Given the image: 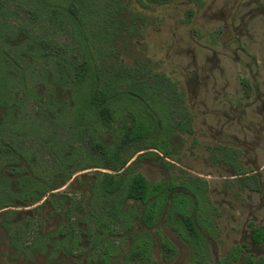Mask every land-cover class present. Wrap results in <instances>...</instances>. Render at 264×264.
<instances>
[{"label": "trees", "instance_id": "1", "mask_svg": "<svg viewBox=\"0 0 264 264\" xmlns=\"http://www.w3.org/2000/svg\"><path fill=\"white\" fill-rule=\"evenodd\" d=\"M19 2L34 6L31 10L47 20L53 41L35 38L27 28L10 25L4 16L0 20V36L5 30L10 38L18 36L15 44L8 45L12 52L5 49L4 41L0 43V209L33 206V217L4 225L9 232L15 226L33 235L28 246L9 236L15 254L32 256L47 245L48 259L85 254V262L110 264L120 252L115 239L122 246L130 237L119 264H157L150 254V233L131 232L135 226L154 227L165 212L170 228L193 251L189 264H209L207 241L198 230L209 232L210 213L215 212L205 195L206 182L188 177L149 182L132 166L125 169L135 155L162 161L147 150L168 156L176 131H190V118L174 119L186 111L167 77L139 64L130 68L118 62L114 41L121 0ZM61 34L69 42L67 53L47 52L43 42L54 47ZM38 62L45 65L36 75ZM28 76L45 90L38 93L35 85L28 87ZM60 124L66 126L63 138L57 133ZM85 132L87 140H83ZM33 148L46 157L39 158ZM230 158L225 153L222 160L230 163ZM86 169L113 171H93L86 208L75 197L51 192L76 171ZM45 207L49 216L62 220L44 235L39 213ZM5 212L16 214L10 209ZM116 222L119 230L113 227ZM49 237L53 242H47ZM159 239L162 257L169 260L175 250ZM251 240L264 242V225L252 229ZM240 252L234 249L229 258L236 259ZM244 264L259 262L245 256Z\"/></svg>", "mask_w": 264, "mask_h": 264}, {"label": "rangeland", "instance_id": "2", "mask_svg": "<svg viewBox=\"0 0 264 264\" xmlns=\"http://www.w3.org/2000/svg\"><path fill=\"white\" fill-rule=\"evenodd\" d=\"M31 8L34 6L28 7L19 0H0V20L4 16L10 25L27 28L35 38L53 41V29ZM6 14L10 17L6 18ZM116 29L118 62L130 68L139 64L167 77L192 119V133H177L170 141L176 149L169 156L171 164L164 166L154 157H142L133 162L135 171L150 182L176 176L206 181L210 203L217 209L215 234L206 236L210 264H218L243 243L244 254L261 259L264 264V244L249 242L251 228L264 225V0H121ZM6 33L5 30L0 36V43L4 41L9 50L8 45L15 44L18 36L10 38ZM59 36L54 47L43 42L47 52L67 53L69 42L65 35ZM42 65L45 64H34L36 75ZM37 83L29 76L26 79L28 87L35 85L34 90L42 93L45 88ZM65 131L64 124L58 125L59 138L64 137ZM87 137L85 132L83 140ZM226 149L238 153L234 167L213 159L219 150ZM33 150L39 158L46 157ZM93 171L106 170L76 171L51 192L75 197L86 208L89 186L96 175ZM32 207L6 208L16 211L15 215L0 209V264H100L75 261L76 257L48 259L47 245L32 256L15 254L9 236L28 246L33 235L21 233L15 226L9 232L4 225L33 217ZM49 211L45 207L39 213L44 235L62 220L58 215L49 216ZM113 227L120 229L117 222ZM158 227L161 235L175 246L177 255L163 263L156 234L152 232L153 257L161 264H187L190 249L165 223L160 221ZM47 242H53L51 237ZM228 264H242V259Z\"/></svg>", "mask_w": 264, "mask_h": 264}, {"label": "flooded vegetation", "instance_id": "3", "mask_svg": "<svg viewBox=\"0 0 264 264\" xmlns=\"http://www.w3.org/2000/svg\"><path fill=\"white\" fill-rule=\"evenodd\" d=\"M180 117L178 120L179 121H184L186 118L185 117H189L190 118V122H189V125H190V131L188 132L187 130H178V131H176V133L175 134H177V133H181V132H183V133H187V134H190V133H192V129H191V117L187 114V112H186V114H178V115H176V116H174V118L175 117ZM171 148H172V152H169V155L168 156H164V155H162V154H160V153H158L156 150H154V149H149V150H147V151H152V152H155V153H157L158 155H159V157L161 158V159H163L161 162L163 163V165L164 166H168L169 164H171L170 163V161H168L169 160V156L170 155H172L173 153H175L176 152V149L173 147V145H171ZM174 150V151H173ZM225 153H229V154H231V158H230V163L229 162H224L222 159L224 158V154ZM237 151L235 150V149H226V150H223V151H220L219 150V152L217 153V155H215L214 157H213V159L216 161V162H221L222 164H225V165H228V166H231V167H234L235 166V163H236V158H237ZM146 157H148V156H146ZM149 157H152V156H149ZM136 155L125 165V169H128V167H130V166H132L133 167V169H134V171H135V166L133 165V162L136 160V159H139V158H136ZM142 158V157H141ZM155 158V157H154ZM155 159H157V160H159L160 161V159H158V158H155ZM104 170H106V171H101V172H109V173H112L113 171H110V170H107V169H104ZM136 172V171H135ZM136 173H138V172H136ZM138 174H140V173H138ZM141 175V174H140ZM142 176V175H141ZM177 177H184V176H176V177H172V178H163V179H165V180H169V179H176ZM189 178V177H188ZM190 178H192V177H190ZM195 179H199V178H197V177H194ZM146 179V178H145ZM147 180V179H146ZM162 180V179H161ZM160 180V181H161ZM200 181H203V182H206V181H204V180H201V179H199ZM148 181V180H147ZM150 182V181H149ZM159 182V181H158ZM180 191H183L184 192V194H186L187 192L186 191H184V190H182V189H176L175 190V192H180ZM207 192H208V184H207V182H206V190H205V195H206V197H207V200H208V203H209V205L212 207V208H214V210H215V212L214 213H210V217H211V228H210V230H209V232H206V231H203V230H201V229H199L198 228V230L201 232V234H202V236L205 238V240L207 241V251H208V261H209V264H210V258H209V248H208V239H207V237L206 236H209V237H212V236H214V234H215V228H214V216L217 214V209L210 203V200H209V197H208V194H207ZM166 214H165V212L162 214V216H161V218L159 219V221L157 222V224L154 226V227H152V228H148V229H145V228H143L142 226H135L134 228H133V230H132V232L131 233H136V232H138V231H141V230H147L149 233H150V235H151V237H152V240H153V242H152V247H151V251H150V254H151V258H152V260L153 261H155L157 264H161L158 260H156L154 257H153V254H152V249H153V246H154V237H153V234H152V232H155V234H156V237H157V240H158V243H159V247H160V257H161V260H162V262L163 263H169L170 261H172V259H174V257L177 255V250H176V248H175V246L168 240V239H166V238H164L162 235H161V233H160V230H159V227H158V223L160 222V221H162L163 223H165V225H167L168 227H169V229L172 231V232H174L179 238H180V236L175 232V231H173L171 228H170V225H169V222L166 220ZM259 226H263V225H259ZM259 226H254V227H259ZM254 227H252L251 228V231H252V229L254 228ZM251 231H250V236H249V242L251 243V244H253V245H258V246H260V245H263L264 244V242H262V243H259V244H256V243H254V242H252V240H251ZM159 237H161V238H163V239H165L166 241H168L172 246H173V248H174V250H175V252H174V255L172 256V258H170L169 260H165L163 257H162V248H161V245H160V239H159ZM180 240L190 249V251H191V254H190V259L188 260V262H187V264H189L190 263V261H191V257H192V254H193V251H192V249H191V247L190 246H188L181 238H180ZM130 237L127 239V241L121 246V241L118 239V238H116L115 239V242H114V245L117 247V248H119L120 249V252H119V254H118V256H116V257H114V258H112L111 259V262L112 261H117V264H119L120 263V261H122V259H123V256L126 254V252H127V250H128V248H129V244H130ZM121 246V247H120ZM246 247V244H242V245H240V246H238V247H234L231 251H229L228 252V254L221 260V261H219L218 262V264H221V263H223V264H228V263H232V262H234V261H237V260H239V259H242V264H244V258H245V256H250V257H252V259L254 260V261H257V262H259V264H262V260L261 259H255L252 255H250V254H244V248ZM236 248H240L241 249V252H240V254L237 256V258L236 259H230L229 258V255L231 254V253H233L234 252V249H236ZM83 256V259H81V257ZM81 257H76V260L75 261H84L85 260V254L84 255H82ZM74 257V256H73ZM85 262V261H84ZM111 262H110V264H111Z\"/></svg>", "mask_w": 264, "mask_h": 264}]
</instances>
